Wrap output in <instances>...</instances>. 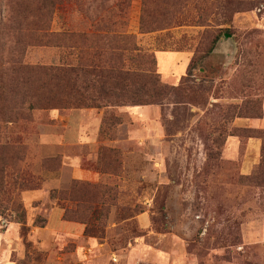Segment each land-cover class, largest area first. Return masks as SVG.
<instances>
[{"label":"rangeland","instance_id":"obj_1","mask_svg":"<svg viewBox=\"0 0 264 264\" xmlns=\"http://www.w3.org/2000/svg\"><path fill=\"white\" fill-rule=\"evenodd\" d=\"M152 1L160 9L166 4ZM167 4L173 10L166 18L171 25L148 33L139 32L142 0H63L55 5L50 31L135 35L140 49L153 55L160 80L179 90L159 105L114 108L120 123L102 133V139L98 134L92 158L85 146L58 144L66 129L58 115L93 108L29 111L21 100L13 113L16 119L1 125L0 137L3 143L25 146L16 162V184H9L13 172L6 174L13 205L19 200L24 212L0 210V264H264V237L257 232L264 227V180L249 181L259 161L260 140L230 135L217 149L211 143L214 135L222 134V139L232 129H264L263 114L261 120L251 119L257 121L254 125L236 118L239 122L226 121L220 131L214 130L222 110L241 103L245 94H259L264 103V0ZM105 6L112 12L98 9ZM225 28L231 29L229 45L201 63L204 76L194 69L184 80L191 58ZM75 42L72 49L66 47L70 42L29 47L25 61L73 63L88 44ZM94 109L102 111V121L105 109ZM233 138L240 143L231 153L227 141ZM103 144L121 151L116 175L97 169ZM211 151L215 154L209 157ZM75 154L83 166L107 176L94 184L111 186L115 194L111 205L112 198L106 201L107 213L90 222L88 234L85 224L63 218L72 203L51 195L80 180L71 177L67 163ZM55 156L60 157L58 170L43 167L42 159ZM34 190L43 198L25 203L23 192ZM51 206L62 209L63 226L53 223ZM20 217L25 222H17ZM64 222L72 223L71 232L61 229Z\"/></svg>","mask_w":264,"mask_h":264},{"label":"trees","instance_id":"obj_2","mask_svg":"<svg viewBox=\"0 0 264 264\" xmlns=\"http://www.w3.org/2000/svg\"><path fill=\"white\" fill-rule=\"evenodd\" d=\"M160 9L152 0H142L139 32L148 33L167 28L171 25L168 16L173 13L167 1ZM63 0H0V129L7 121L16 119L13 114L17 104L26 100L24 109L34 108H104L99 136L119 124L112 112L122 106L161 104L171 95H176L179 86L163 83L156 71V62L152 54L140 49L135 35L121 33L83 34L74 31L54 33L50 31V18L55 5ZM101 8V9H100ZM111 13L105 6L99 7ZM98 27V26H97ZM96 27V29H97ZM99 28V27H98ZM111 29V26L106 27ZM224 32L231 34V29L218 31L204 51L194 55L188 63L187 80L194 69L203 75V61L212 54L213 49ZM56 39V41H53ZM77 39L85 40L87 48L77 52L76 61L61 64H31L25 61V53L33 46H62L70 42L67 48H73ZM99 43L100 45H97ZM79 49V48H77ZM260 56V52H257ZM204 76V75H203ZM263 98L259 94H245L241 103L229 104L222 110L221 122L214 130L236 118L261 119L263 117ZM220 131V130H219ZM236 135L245 139L260 140L259 161L249 181L264 180V129L238 128L227 134L214 135L211 143L215 149L222 146L225 138ZM110 139V138H109ZM25 146L3 143L0 137V210L13 207L22 210V202L13 199L6 187V178L11 172L16 184L18 161ZM214 152L209 153L212 157ZM43 167L58 170L60 157L42 159ZM97 169L102 173L117 174L121 169V151L107 145L99 148ZM19 182H17L18 185ZM55 199H65L72 203L64 209L63 218L68 221L85 224L84 233L92 229L88 226L101 219L100 215L108 211L113 203L114 190L111 186L87 181L72 180L68 189L53 191ZM112 198L108 208L106 201ZM25 222L23 217L16 220Z\"/></svg>","mask_w":264,"mask_h":264},{"label":"crops","instance_id":"obj_3","mask_svg":"<svg viewBox=\"0 0 264 264\" xmlns=\"http://www.w3.org/2000/svg\"><path fill=\"white\" fill-rule=\"evenodd\" d=\"M219 50H223V47L219 48ZM147 106H153V105H147ZM263 114H264V103H263ZM101 116H102V111L94 108L87 109L85 111L84 110L73 111L72 113H69V115H58L61 122H66L65 123L66 129L60 135L61 136L60 143L58 144L60 146H73L76 147L77 149H80L85 146L88 148L89 155L92 158L93 154L97 152L99 145V141L97 137L99 134ZM244 120H246V122L243 124H247L251 121L250 124L254 125L255 124L254 121L257 122L256 120H251V119H244ZM156 131H158V128H153L152 133L155 132V134H157ZM155 140L156 137L153 139V141ZM228 143H229L228 150L231 153H233L235 149L239 146L240 142L239 140L233 138V139H229L227 141V144ZM67 163L71 168L70 169L71 177L74 179L85 180L93 183L106 180L107 176L99 173L95 169L83 166L82 158L80 155L75 154L71 156ZM42 198L43 195L39 190L23 192V200L25 201V203L41 200ZM51 211L53 212V218L56 221L53 223H56L57 225L60 224L61 226H63L62 209H59L55 206L54 207L51 206ZM53 218L51 220H53ZM51 220H49L48 225L44 227L45 229L50 228V223H52ZM64 223L66 224L64 225V228L61 229H65V231L71 232L70 229L73 228L72 223L70 222H64ZM56 226L55 227L52 226L51 230L53 231L57 230ZM257 232L260 233V236L264 237V227L262 231L258 230Z\"/></svg>","mask_w":264,"mask_h":264},{"label":"water","instance_id":"obj_4","mask_svg":"<svg viewBox=\"0 0 264 264\" xmlns=\"http://www.w3.org/2000/svg\"><path fill=\"white\" fill-rule=\"evenodd\" d=\"M231 38L230 34H223L222 38L218 41L216 47L213 49L214 52L218 51L219 48L229 45V39Z\"/></svg>","mask_w":264,"mask_h":264}]
</instances>
